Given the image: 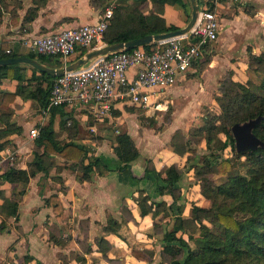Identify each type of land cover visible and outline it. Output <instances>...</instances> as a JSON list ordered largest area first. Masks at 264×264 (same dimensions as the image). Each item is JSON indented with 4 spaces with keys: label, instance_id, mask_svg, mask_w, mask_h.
<instances>
[{
    "label": "crops",
    "instance_id": "1",
    "mask_svg": "<svg viewBox=\"0 0 264 264\" xmlns=\"http://www.w3.org/2000/svg\"><path fill=\"white\" fill-rule=\"evenodd\" d=\"M116 6L126 12L139 8L143 13H148L152 9L150 1L141 3L140 0H3L0 2V52L25 55L31 52L25 45L31 37L96 23L105 8L113 9ZM215 12L219 22L218 37L212 44V60L205 70L213 76L222 67L237 68L238 65L247 68L248 54L264 52V0H219ZM162 16L167 24L179 28L188 22L185 9L178 4L164 5ZM195 63L174 85L163 90V96L175 106L170 119L157 131L141 124L136 114L127 112L120 101L115 102V113L111 112L101 120L93 117L80 104L54 107L46 114L41 112L42 106L32 97L17 95L12 100L8 98V104H4V92L13 94L18 86L27 85L32 76L39 77V71L34 72L28 65L20 64L23 65L21 79L0 81V133L8 130L7 135L0 138V143L8 141L3 150L12 151L15 156L13 161L2 163L0 175L10 167L27 169L33 159L36 138L30 136V130L39 132L50 122L58 141L85 145L91 154L113 169L101 174L91 172L88 179L80 180V164L75 165L73 161L54 155V164L48 172H38L26 184L0 181V191L6 197L24 189V194L18 197V217H8L5 227L0 229V264H6L9 256L21 259L26 253L42 264H61L60 255L68 257L67 264H156L158 257L160 264H163L162 245H158L161 240L155 238L152 228L154 224L172 221L170 213L167 209H157L159 212L153 215V205L152 212L140 216L133 197L139 196V191H142L143 195L150 197V201H164L166 206L169 205L171 195L155 193L158 182L155 172L164 178L169 173L168 168L175 165L183 171L178 184L179 194L186 200L182 217L189 216L191 203L209 206V201L199 192L197 178L189 176L195 172V166L193 162L188 164L186 161L190 156L194 158V150L192 153L178 152L172 142V137L179 131L184 135V144L188 141L185 148L193 149L190 140L195 137L202 140L200 146L205 149L204 139L189 134L190 129H203L205 126L201 104L208 99L209 89L206 85L211 84L208 76H205L203 84L188 78L187 74L195 71ZM135 71V67L129 69V79ZM39 85L45 87L41 79L34 80L28 85V90H34ZM62 120L66 123L62 124ZM111 126L117 129L112 130ZM120 132H126L132 138L139 152L131 163L133 173L141 175L146 167L154 172H148L139 180L132 178L127 170H114L120 162L112 148ZM185 173L189 181L196 180L189 182L187 188H184ZM51 195L58 196L61 201L63 214L60 219L56 218L53 208L44 203V198ZM125 208L131 217L124 220ZM108 215L119 223L115 233L104 230ZM81 223H86L87 240L92 248L88 254L80 247L84 237ZM50 226H57L61 230L62 237L68 240L64 245L50 240ZM98 238L108 241L109 248L105 254L94 244ZM10 246L13 247L11 251ZM77 255L85 258V262H78Z\"/></svg>",
    "mask_w": 264,
    "mask_h": 264
},
{
    "label": "trees",
    "instance_id": "2",
    "mask_svg": "<svg viewBox=\"0 0 264 264\" xmlns=\"http://www.w3.org/2000/svg\"><path fill=\"white\" fill-rule=\"evenodd\" d=\"M3 0H0L2 2ZM141 3L150 1L152 9L148 13H143L139 8L126 12L121 7L113 8L112 17L108 20L104 33V43L110 44L119 41H127L147 34L163 33L176 30L179 27L167 24L164 19V5L178 4L186 8L184 0H140ZM200 0H198L199 4ZM213 9V6H210ZM157 43L138 46L145 51H149ZM208 45H206L207 47ZM205 47V48H206ZM125 50V51H131ZM87 50L80 49L79 57ZM22 56H28L38 60L48 67L62 66V60L57 56L36 54L29 52ZM7 57H19L16 53L0 52V59ZM248 59L252 63L256 72L262 75L260 83L255 89L259 94L252 91L246 85L234 82L241 91L234 99L221 101V114L217 117L220 122L214 120V116L204 117V128L190 129L189 134L199 136L205 141V149L208 152L202 159V166L195 170L198 176V186L200 194L209 201L208 207H201L191 203L189 216L182 217L186 200L179 194L178 184L183 175V171L175 165L168 168V175L164 178L155 172L157 184L155 193L158 195L169 194L172 202L166 206L164 201L153 202L150 197L142 191L139 196H134L140 216H145L152 212L153 205L155 215L158 210H168L173 224L170 229L162 230V250L161 261L163 264H264V148L257 147L247 151H236L234 138L231 134V127L235 123H244L250 119L261 116V121L253 128L252 132L264 143V52L259 54H248ZM250 65V64H249ZM248 65V67H249ZM20 64H10L0 66V81L2 79H21ZM31 68V67H30ZM250 68L252 66L250 65ZM34 72L37 70L31 68ZM39 73V77L32 76L27 85L18 86L13 94L4 92L3 102L8 104V98L12 100L15 96L32 97L43 107L48 102L49 91L54 77L45 73ZM41 79L45 87L36 86L34 90H28V85L34 80ZM253 85V84H251ZM254 86V85H253ZM252 86V87H253ZM58 108V107H55ZM223 112V114H222ZM222 115V117H221ZM217 119V120H218ZM66 121L62 120V124ZM8 127V124L6 125ZM16 130V128H14ZM8 130L0 133V138L7 135ZM52 123L39 129L38 136L34 139L35 149L32 152L33 159L28 163L27 169H17L10 167L0 175V181L9 183L26 184L31 177L38 172H48L49 167L54 164L53 156L73 161L81 166L82 179H88L91 172L103 173L112 171L98 156L91 154V150L83 144L69 141L61 143L54 137ZM223 136V137H221ZM174 149L178 152H193L190 147L185 148L184 135L177 131L172 137ZM8 141L0 143V151L6 147ZM116 145L112 150L120 164L114 169L117 171L127 170L134 179H143L148 172L154 170L145 168L141 175H135L131 168V163L139 156L138 149L134 141L126 132H120L115 137ZM229 148L235 152L237 158L245 157L250 163L246 175H231L230 169L232 161L230 158L222 157L221 152ZM193 160L190 156L186 162ZM74 165V166H75ZM215 167V168H214ZM216 173L225 177L221 182H216L212 175ZM160 181V182H159ZM24 194V189L17 192V197H6L0 191V229L5 227V220L8 217L16 219L18 217V197ZM224 203L221 205L218 200ZM180 200L183 203L178 204ZM44 203L53 208L56 218L60 219L63 214V207L60 199L56 195L44 198ZM173 205H176L173 209ZM158 209V210H157ZM160 210V211H161ZM126 212V213H125ZM123 214V213H122ZM124 220L131 217L128 210L124 209ZM207 220L218 229V233L213 231L204 223ZM198 225L197 237L188 236V240H193L196 249L192 248L188 240L184 237L187 233V225ZM163 225V224H162ZM158 224H154L157 227ZM119 223L110 215L107 216V226L105 231L116 232ZM49 238L57 245H64L65 240L61 235V230L57 226L49 227ZM81 232L84 237L80 247L84 253H91L92 248L87 240L86 223H81ZM97 249L105 254L109 248L108 241L103 238L94 240ZM13 247L10 246V250ZM11 264H42L30 253H26L21 259L9 256ZM77 261L85 262L82 256H75ZM61 264L68 263V257L60 255ZM21 260V262H19Z\"/></svg>",
    "mask_w": 264,
    "mask_h": 264
},
{
    "label": "built area",
    "instance_id": "3",
    "mask_svg": "<svg viewBox=\"0 0 264 264\" xmlns=\"http://www.w3.org/2000/svg\"><path fill=\"white\" fill-rule=\"evenodd\" d=\"M218 2L200 0L202 7L199 6L197 22L185 35L157 42L149 51L135 47L131 51L100 55L54 77L48 102L41 107V112L46 114L54 107L80 104L101 120L111 114L116 101L152 114L167 112L170 102L163 96V90L184 76L202 58L206 45L217 40L219 22L215 8ZM112 14V7H107L96 23L33 36L25 45L36 54L57 56L66 65L76 50L89 51L105 44L104 33ZM133 67L136 71L129 79L127 73ZM38 134V130H30L32 138ZM14 159V152L0 151V167L3 162Z\"/></svg>",
    "mask_w": 264,
    "mask_h": 264
},
{
    "label": "rangeland",
    "instance_id": "4",
    "mask_svg": "<svg viewBox=\"0 0 264 264\" xmlns=\"http://www.w3.org/2000/svg\"><path fill=\"white\" fill-rule=\"evenodd\" d=\"M184 2L186 5L185 13L187 15V19L189 20L190 13H191V4H190L189 0H184ZM199 6L201 8L202 4L200 3ZM212 44L213 43L208 44V46L205 48V50L203 52V56L201 58L202 60L195 63V65H194L195 71L193 73H188L187 75H188V78L189 77H190V79L193 78L199 84H203L206 81L205 76H208L210 78L213 77V79L209 78L211 84H209V86L206 85L207 89H209L207 92L208 93L207 94L208 99H206L204 101V103L201 104V110L204 113V117L207 115L210 117L214 116V118H215L214 120H216V122L218 123L220 121L217 117L221 114L220 102L221 101L227 102L226 100L229 101L231 99H234V97H236V95L240 94V92H241L239 90V88L236 87L232 83H234V82L242 83V84L246 85L247 87L251 88L252 91L259 94L260 92H258V90L255 89V85L257 86L260 83L262 75L260 73L258 74V72H256L257 69H255V67H254L256 65H253L252 63H250L248 56H247V60H246L247 68H246V66H238V65H236L237 68L222 67L219 69V73H217V74L215 73L212 76L210 73H208L207 70H205L206 67L208 66V64L210 63V61L212 60V49H213ZM79 54H80V50H76L69 57V59H70L69 62L75 61L77 58H79ZM249 64L252 66V68H250ZM248 65H249V67H248ZM251 84H253L254 86ZM202 91H204V90H202ZM174 106H175V103L169 104L167 112H164L162 114H158V113L152 114V113L145 112V111H143V110H141L135 106L129 105V104L124 105L125 110L127 112H131V113L136 114L137 119L141 124L146 125L148 127H151L153 129H155L156 131L161 129V126H163L170 119ZM112 112L115 113V111L113 109H112ZM222 114H223V112H222ZM204 117H203V119H204ZM221 117H222V115H221ZM115 128L116 127H114V126L110 127V129H112V130H114ZM221 137H223V136H221ZM201 143H202V140L200 141L199 138L194 137L190 140V146L194 150V152H193L194 158L192 161H189V162H193V165L195 166L193 172L195 170H198L201 168L202 159L208 153L206 151V149H203L200 146ZM221 154H222V157L230 158V160L232 161V166H231L229 174H231V175H234V174L246 175L247 170L249 169L250 163L245 159V157L237 158L235 155V152L231 151L229 148H227L226 151L221 152ZM189 162H188V164H189ZM186 165H187V163H186ZM190 166H192V164ZM186 168H187V166H186ZM187 171H189V170H187ZM189 176L190 177L193 176L194 179L198 178V176L196 175L195 172L190 174ZM212 177L218 183L221 182L223 179H225V177H221V175H218L216 173H214L212 175ZM187 178H188V175L185 173V175H184V188H187L189 182L192 183V182L196 181V180L193 181V179H192V181H189ZM14 195H15V197H17V194H14ZM190 197L193 198L192 195ZM218 203L222 205L224 202L221 199H219ZM204 223L206 225H208L213 231L218 233V229L215 225H212L207 220H205ZM162 224L163 225L160 224L157 227L153 226V228H152V232L153 233L155 232L154 234H155V238L157 240H161L162 230L171 228V226L173 224V219H172V221L170 220V221H167V223H162ZM198 228H199L198 225L193 224V223L187 225V233L184 235V237L186 239L188 238V236L197 237ZM188 243L192 248H194V249L197 248L196 244L194 243L193 240H188ZM158 245L161 246L162 243L158 242ZM9 251H11V250L9 249ZM19 262H21V260H19ZM11 263L12 262L10 261V257H8V262L6 264H11ZM155 263L160 264L159 257L156 259ZM31 264H35V263L31 262ZM94 264H96V263H94Z\"/></svg>",
    "mask_w": 264,
    "mask_h": 264
},
{
    "label": "water",
    "instance_id": "5",
    "mask_svg": "<svg viewBox=\"0 0 264 264\" xmlns=\"http://www.w3.org/2000/svg\"><path fill=\"white\" fill-rule=\"evenodd\" d=\"M189 2L191 4L190 18L185 26L176 30L157 34H147L127 41H119L110 44H104L102 47L89 50L84 55L77 58L75 61H72L69 64L60 67H48L40 63L38 60L30 58L28 56L7 57L0 59V66L10 64H23L28 65L41 73L48 74L51 77H57L62 75L64 72L74 70L88 63L90 60L100 55L120 50H130L141 45L157 43L173 37L185 35L189 33L195 26L199 14L198 0H189ZM260 121L261 116H257L255 119H250L242 124L235 123L234 125H232L231 134L234 138L236 151H247L251 149H256L259 146L264 148V143L259 138H257L252 132L253 128Z\"/></svg>",
    "mask_w": 264,
    "mask_h": 264
}]
</instances>
